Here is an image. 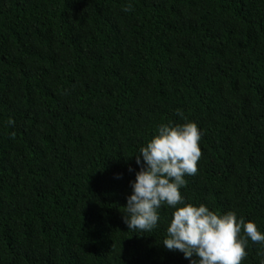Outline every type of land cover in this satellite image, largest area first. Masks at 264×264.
<instances>
[{"label": "trees", "instance_id": "obj_1", "mask_svg": "<svg viewBox=\"0 0 264 264\" xmlns=\"http://www.w3.org/2000/svg\"><path fill=\"white\" fill-rule=\"evenodd\" d=\"M185 121V202L264 232V0H0V264H189L170 209L150 233L122 213L132 155Z\"/></svg>", "mask_w": 264, "mask_h": 264}, {"label": "clouds", "instance_id": "obj_2", "mask_svg": "<svg viewBox=\"0 0 264 264\" xmlns=\"http://www.w3.org/2000/svg\"><path fill=\"white\" fill-rule=\"evenodd\" d=\"M200 139L193 122L156 127L132 155L139 171L130 182L123 222L133 233H150L160 220L159 209L165 206L171 210L160 240L165 249L182 253L189 264H241L249 241L264 245V232L254 222L237 218L235 212L218 215L204 204L186 203L180 191L185 177L197 172Z\"/></svg>", "mask_w": 264, "mask_h": 264}]
</instances>
